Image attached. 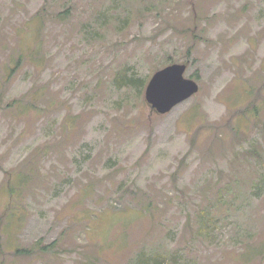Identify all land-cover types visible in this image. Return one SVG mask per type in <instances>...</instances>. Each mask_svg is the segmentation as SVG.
I'll list each match as a JSON object with an SVG mask.
<instances>
[{
    "label": "rangeland",
    "instance_id": "1",
    "mask_svg": "<svg viewBox=\"0 0 264 264\" xmlns=\"http://www.w3.org/2000/svg\"><path fill=\"white\" fill-rule=\"evenodd\" d=\"M139 256L264 264V0H0V264Z\"/></svg>",
    "mask_w": 264,
    "mask_h": 264
},
{
    "label": "water",
    "instance_id": "2",
    "mask_svg": "<svg viewBox=\"0 0 264 264\" xmlns=\"http://www.w3.org/2000/svg\"><path fill=\"white\" fill-rule=\"evenodd\" d=\"M186 65L173 64L156 71L150 78L144 94L145 102L157 115H166L194 96L198 84L185 78Z\"/></svg>",
    "mask_w": 264,
    "mask_h": 264
},
{
    "label": "trees",
    "instance_id": "3",
    "mask_svg": "<svg viewBox=\"0 0 264 264\" xmlns=\"http://www.w3.org/2000/svg\"><path fill=\"white\" fill-rule=\"evenodd\" d=\"M151 261H153V260H151L149 258H144L143 256L138 257V264H150ZM153 264H159V263L153 261Z\"/></svg>",
    "mask_w": 264,
    "mask_h": 264
}]
</instances>
